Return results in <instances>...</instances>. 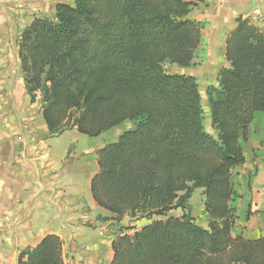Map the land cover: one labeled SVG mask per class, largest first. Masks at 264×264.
Instances as JSON below:
<instances>
[{
  "label": "trees",
  "instance_id": "16d2710c",
  "mask_svg": "<svg viewBox=\"0 0 264 264\" xmlns=\"http://www.w3.org/2000/svg\"><path fill=\"white\" fill-rule=\"evenodd\" d=\"M201 1L61 2L18 35L25 90L31 102L39 95L49 135L75 127L94 137L133 123L98 151L90 181L108 219L150 220L113 239L110 264H264V234L237 230L234 179L243 141L264 117V30L239 16L227 37L229 65L206 90L213 136L195 77L163 67L194 64L204 23L188 14ZM196 188L206 226L189 210ZM173 209L182 214L168 215ZM18 264H64L61 238L44 235Z\"/></svg>",
  "mask_w": 264,
  "mask_h": 264
},
{
  "label": "crops",
  "instance_id": "0c3cea01",
  "mask_svg": "<svg viewBox=\"0 0 264 264\" xmlns=\"http://www.w3.org/2000/svg\"><path fill=\"white\" fill-rule=\"evenodd\" d=\"M61 2L72 4L0 0V264H18L22 250L51 233L61 238L64 264H110L113 239L128 233L127 223L108 219L111 214L97 205L90 191L98 151L107 143L89 144L82 153L81 174H68L61 154L51 149L50 139L57 135L48 133L39 95L31 102L25 90L18 35L35 15L52 18ZM239 16L263 29L264 0H202L189 12L188 18L204 23L199 49L206 68L229 65L226 40ZM66 131L78 132L75 127ZM80 175L87 181L88 197L82 196ZM254 182L251 210H264L260 173ZM254 230L253 237L264 234V223Z\"/></svg>",
  "mask_w": 264,
  "mask_h": 264
},
{
  "label": "rangeland",
  "instance_id": "374dc122",
  "mask_svg": "<svg viewBox=\"0 0 264 264\" xmlns=\"http://www.w3.org/2000/svg\"><path fill=\"white\" fill-rule=\"evenodd\" d=\"M262 30H264V28ZM202 54L203 53L201 49H199L196 52L194 64L190 67L182 68L167 62L163 63V67L168 73H185L195 77L201 96L200 103L203 111L205 130L209 134L215 136L216 131L211 125L206 90L211 85H217L219 65H212L211 67L206 68V66L203 65L205 61L202 58ZM263 121L264 117H262V119L257 118L253 125H251L249 134L246 140L243 141L246 161L243 166L235 171L234 176L237 192L241 195V198L237 204L239 215V219L237 221V230L241 231L246 237H253V234L255 233L254 229L264 223V210H251L253 196H255L252 191V186L255 183L254 179L258 173H260L261 178L264 179ZM132 126L133 123L131 121H125L121 125L111 128L105 131L101 136L97 137L86 136L76 131H66L51 138L50 146L53 151L61 154L62 162H64V167L67 173L70 175L74 174L75 177V174H81L83 157L85 156L82 155V153L84 150H86L89 144H99L102 140H104V143L112 142L116 139L115 135L117 133H121ZM65 161L67 162L66 165ZM61 179H64V177L61 176ZM79 180L83 190L82 196L88 197L89 191L87 190L86 179L84 176L80 175L78 181ZM248 184L250 188L247 186ZM203 201L204 195L202 189H194L192 196L189 199V210L198 224L206 226L207 221L205 219V215L202 212ZM180 214H182L181 209H173L168 213V215L172 216H178ZM152 218L157 217L153 216ZM123 220L125 221L124 223H127L125 229L130 234L134 232V229H140V227L150 221L146 218H130L126 216L121 219V221Z\"/></svg>",
  "mask_w": 264,
  "mask_h": 264
}]
</instances>
